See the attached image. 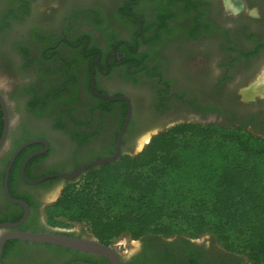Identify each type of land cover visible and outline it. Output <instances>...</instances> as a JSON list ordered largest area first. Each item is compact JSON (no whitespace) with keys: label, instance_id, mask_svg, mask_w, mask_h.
<instances>
[{"label":"flooded vegetation","instance_id":"af4514ba","mask_svg":"<svg viewBox=\"0 0 264 264\" xmlns=\"http://www.w3.org/2000/svg\"><path fill=\"white\" fill-rule=\"evenodd\" d=\"M82 1L87 6L72 9L60 29L49 30V19L36 10L39 0H0V64L10 74L18 67L28 75L26 81L14 77L10 85L15 120L0 89L9 117L7 141L0 150V222H16L24 215V206L6 197L4 173L14 151L34 140L19 150L7 176L9 196L27 204L25 220L15 227L19 230H50L44 225L45 206L56 201L67 184L100 166H88L73 179L49 177L34 184L25 179L71 172L113 154L128 105L124 99L98 94L129 99L130 119L120 139L119 156L132 153L137 133L152 137L179 123L241 127L264 136V107L257 105L264 96L255 93L243 99L244 88L237 89L239 80L264 56V0H237L240 6L233 9L222 0ZM251 1L261 4L263 11L254 14ZM30 17L36 24L27 29L28 38L18 37L14 28ZM173 38H180L178 50L190 43L192 65L187 73L167 77L161 69L168 67L166 50ZM8 47H14L15 55L5 52ZM213 48L223 58L215 72L208 65ZM151 59L157 67L149 66ZM151 69L158 73H150ZM122 85L138 94L120 89ZM0 121L2 132L1 108ZM83 153L93 154L78 159ZM25 243L50 245L7 240L0 264L108 263L105 256L55 245L46 247L51 253L44 260L21 249ZM117 244L110 242L119 264H248L210 235L149 234Z\"/></svg>","mask_w":264,"mask_h":264},{"label":"trees","instance_id":"16d2710c","mask_svg":"<svg viewBox=\"0 0 264 264\" xmlns=\"http://www.w3.org/2000/svg\"><path fill=\"white\" fill-rule=\"evenodd\" d=\"M83 178L75 188L67 184L56 204L76 210L72 216L103 244L122 234L210 235L248 264H264L262 135L179 123L153 135L140 152L121 154ZM103 196L125 201L113 212Z\"/></svg>","mask_w":264,"mask_h":264},{"label":"rangeland","instance_id":"374dc122","mask_svg":"<svg viewBox=\"0 0 264 264\" xmlns=\"http://www.w3.org/2000/svg\"><path fill=\"white\" fill-rule=\"evenodd\" d=\"M224 2V5H226L228 8L233 9V8H238L240 6L239 2L237 0H222ZM87 1H82V0H39L38 4H37V12H39L40 14H42L45 18L46 21L49 19V23H50V28L49 30H58L62 27L63 24H65L64 22V17H68L71 14V10L72 9H77L80 8L81 6H87L86 5ZM62 3H65V5L63 6L64 8L62 9ZM250 4L253 7V11L254 14L258 13V12H262L263 9L261 8V4L259 5L257 3V1H251ZM264 4V3H263ZM262 4V6H263ZM251 6V7H252ZM60 9H62L61 15L59 16V11ZM139 11L144 12L142 10L139 9ZM47 14H50L49 17ZM146 17L148 18L147 13H145ZM53 15V16H52ZM52 16V18L50 17ZM51 19V22H50ZM39 23V21H37ZM36 22L34 20V17H30L29 20H27L26 24H23L19 27L14 28V31L16 32V35L20 38H24L26 39V37L28 38L29 34H28V28L31 25H35ZM31 28H29L30 30ZM98 37V36H97ZM180 41V38H173L169 45L168 48L166 50V55L168 57V67L165 68V70L162 68L161 72H163L167 77L169 76L168 74L171 73H187L191 70V65L192 62H190L191 58H190V54H191V47L188 45L190 44L189 42H186L181 48L180 50L177 49L178 44L177 42ZM177 46V47H176ZM14 47H11L5 50V52L10 56V55H15L13 52ZM210 64L209 68L212 69L213 72H215L216 70H218L219 67V62H221L223 60V58L220 56V54L216 51V48H213L211 51V58H210ZM150 64L149 66L152 67H157L158 64L155 62H152V59L149 60ZM16 68V67H15ZM18 69V70H17ZM15 72L13 74H10L9 72H7L6 70H4V68L2 67V65L0 64V89L3 90L4 95L7 97V103L10 106V110H11V119L15 120L16 118V111L11 108L12 104H14L15 102L10 98L9 94L11 92V82L13 80L14 77H18V79H20L21 81H26V77H28L27 73L23 70H21L20 68H16L14 70ZM169 72V73H168ZM264 72V56L256 63L255 67L251 70V72H249V74L243 76V78H241L237 84V89L238 88H244L243 92H242V97L243 99H249L251 97H253V92L251 91V89L248 90L247 87H249L250 85H252L254 82H258V80L260 79V77L263 75ZM150 73L152 74H157L158 71L157 69H151ZM17 75V76H16ZM120 89L122 90H130L127 86L122 85L120 87ZM135 96L138 94L136 91L134 90H130ZM259 102V103H258ZM257 105L264 107V101H257ZM45 132V131H44ZM139 133L136 134V136L134 137V142H133V146L134 149L132 151V154H135L136 151L139 150L138 145L141 140L142 137H140L138 135ZM155 135V134H154ZM150 140V137H149ZM146 144V143H145ZM144 144V145H145ZM93 153H83L79 156L78 159H83L86 158L90 155H92ZM56 162H51L49 165H55ZM95 170H90L89 172H87V174L93 173ZM84 176L79 177L78 179L74 180L71 184L72 186L77 187L79 184L82 183ZM63 190V189H62ZM61 190V192H62ZM59 195L58 198L60 197L61 193L57 194ZM48 195H46L45 200L48 202ZM124 196V195H123ZM123 196L120 198V200L118 201H113L110 198L107 199V197H101L100 201L103 205L109 207L108 209L110 211H118L119 209H121L122 204L124 203L125 199H123ZM57 198V199H58ZM57 201V200H56ZM56 201L54 200L51 203H48L44 210H43V215H44V225L45 227H47L50 230H56V231H61V232H72V233H80L82 235L85 236H91V233L88 229V225L84 220H78L76 219L74 216H72L74 213H76V210H64L63 208L60 207L59 204H56ZM113 241H116L118 244L117 246H122L121 244H124L128 241H130V238L127 234H122L120 237L114 239ZM21 249H28L30 250L32 253L35 254H39L40 258L42 259H47L49 258L50 255V250L46 247H40V246H31L30 244H22ZM56 256H53V258ZM52 258V257H51ZM43 260V261H44ZM55 260H57V262H59V258H55Z\"/></svg>","mask_w":264,"mask_h":264},{"label":"water","instance_id":"95a60500","mask_svg":"<svg viewBox=\"0 0 264 264\" xmlns=\"http://www.w3.org/2000/svg\"><path fill=\"white\" fill-rule=\"evenodd\" d=\"M100 96L106 97L109 100H117V99H124L127 102L128 105V111L125 116V121L119 130L117 137H116V142H115V150L113 154L108 155V156H103L97 159H94L90 162L84 163L82 165L77 166L73 171L67 172V171H61V172H54L51 174H46L43 175L37 179L34 180H27L25 179L28 183L34 184L37 183L41 180H44L49 177H61V178H66V179H73L77 177L83 170H85L88 166H101L107 163H110L119 156L120 154V139L121 136L128 124V121L130 119V113H131V107L129 103V99L126 96H114L110 94H98ZM261 96H264L260 94ZM0 108L3 113V129L0 135V150L5 146L6 141H7V134H8V129H9V117H8V111L6 107V103L4 98L2 97L0 93ZM151 138V137H150ZM31 142H34V140L25 142L21 144L12 154L6 169L4 173V191L6 194V197L14 203H18L24 206L25 212L22 218L16 222H0V257L2 254V249L7 240L11 239H17L21 241H25L28 243H34V244H50V245H55L63 248H68L71 250L79 251V252H86V253H92V254H98L105 256L108 259L107 264H119L120 263V258L119 255L113 245L110 244H103L100 241H98L95 237L93 236H76V235H69L66 233H63L61 231H56V230H43V231H30V230H19L16 229L15 227L20 225L26 218L27 216V204L23 200H16L13 199L9 196L8 191H7V176H8V171L11 166V163L16 156V154L19 152L21 148H23L26 144H29ZM143 148V147H142ZM142 149L138 150L135 152L138 153ZM26 162V161H25ZM24 162V164H25ZM23 164V165H24ZM23 167V166H22ZM24 177V176H23ZM71 264H85L84 262H74Z\"/></svg>","mask_w":264,"mask_h":264},{"label":"bare ground","instance_id":"6f19581e","mask_svg":"<svg viewBox=\"0 0 264 264\" xmlns=\"http://www.w3.org/2000/svg\"><path fill=\"white\" fill-rule=\"evenodd\" d=\"M247 88H248V90L251 89L253 94L258 93V94L264 95V72H263V75L258 80V82H254L252 85H250ZM148 141H149V135L143 136L141 138L140 142H138L139 143V145H138L139 150L142 149V147H144V144L147 143Z\"/></svg>","mask_w":264,"mask_h":264}]
</instances>
